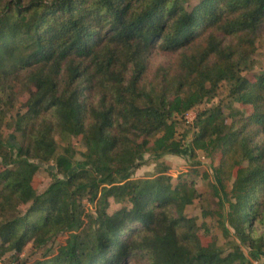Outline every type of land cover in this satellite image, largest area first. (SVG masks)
<instances>
[{
  "label": "trees",
  "instance_id": "1",
  "mask_svg": "<svg viewBox=\"0 0 264 264\" xmlns=\"http://www.w3.org/2000/svg\"><path fill=\"white\" fill-rule=\"evenodd\" d=\"M261 36L264 0H0V101L29 93L13 117L23 137L15 151L0 133L1 191L27 206L0 226V253L79 227L77 194L89 192L102 197L93 233L71 234L58 254L33 264H122L139 254L149 264H256L239 244L224 254L201 242L184 212L198 194L193 183L131 173L145 152L180 150L176 117L229 83L230 109L251 102L256 112L207 107L190 149L223 152L220 174L246 163L229 189L227 217L251 257L264 251V70L247 88ZM156 41L178 57L152 67ZM60 133L81 135L85 161L56 156ZM55 156L62 177L40 192L36 161ZM110 196L123 203L113 213L105 211Z\"/></svg>",
  "mask_w": 264,
  "mask_h": 264
},
{
  "label": "rangeland",
  "instance_id": "2",
  "mask_svg": "<svg viewBox=\"0 0 264 264\" xmlns=\"http://www.w3.org/2000/svg\"><path fill=\"white\" fill-rule=\"evenodd\" d=\"M195 2L196 0H192ZM149 60L152 67L159 64H169L175 60L179 51L161 49L159 41L154 42ZM255 66L248 72V90L252 89V85L258 80L264 70V36L257 39V51L254 55ZM247 73V71H244ZM231 86L227 82H222L218 88L217 94L202 104L188 111L184 116L176 117V135L175 137L183 142V147L175 152L165 154H155L151 151L145 152L141 164L131 173L132 179L154 178L158 175L165 174L171 177L173 186L180 182L193 183L197 189V197L186 205L184 212L192 219L197 226V235L204 245L214 242L218 247L222 248L224 254L235 249V245L239 244L242 251L246 253L256 264H264V251L258 252L256 258L250 256L247 245L243 244L237 237L234 228L229 223L227 213L230 206V198H232L229 189L233 186V182L246 163L235 164L232 173L220 174L223 152L218 153L215 157H207L200 149L191 151L190 146L195 133L198 131L196 119L201 112L214 104L221 103L226 114L231 109H241L243 115H253L256 112L253 103L232 102L230 109L229 92ZM29 93L19 91L13 99L11 95L5 102L0 101V133L3 136L4 144L7 149L15 151V147L19 146L22 141V134L16 129L13 117L17 112H24L27 109ZM231 121V118H228ZM57 141L56 156L66 154L73 157L75 161H85L84 153L87 150L81 135H72L69 133H60L55 135ZM56 156L50 161H36L38 168L32 180V184L40 192L44 191L55 177H62L56 167ZM1 168V166H0ZM1 191L0 187V226L4 221L11 217L16 208L26 210L27 206L20 205L17 200H8ZM101 195L93 197L89 192L83 196L77 194L76 208L77 213L81 216L80 226L73 230H66L58 233L47 244L36 246L32 240L22 248L20 252L5 251L0 253V264H33L39 260H46L58 254L62 246L66 245L67 239L71 234L75 233L81 237H88L96 228L97 219L103 211L101 204ZM108 206L105 211L113 213L119 209L123 203L117 202L113 196L109 197ZM129 232L122 235L125 238ZM2 239L0 237V247ZM229 260L228 264H238ZM122 264H149L146 256L139 254L131 257L125 255Z\"/></svg>",
  "mask_w": 264,
  "mask_h": 264
}]
</instances>
